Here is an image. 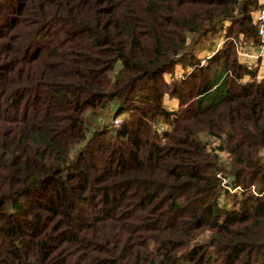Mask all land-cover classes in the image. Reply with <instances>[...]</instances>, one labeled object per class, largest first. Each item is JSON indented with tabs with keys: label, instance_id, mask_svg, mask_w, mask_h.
<instances>
[{
	"label": "trees",
	"instance_id": "16d2710c",
	"mask_svg": "<svg viewBox=\"0 0 264 264\" xmlns=\"http://www.w3.org/2000/svg\"><path fill=\"white\" fill-rule=\"evenodd\" d=\"M262 8L0 0V264H264V78L230 39L260 45ZM224 27L202 63L190 47Z\"/></svg>",
	"mask_w": 264,
	"mask_h": 264
},
{
	"label": "rangeland",
	"instance_id": "374dc122",
	"mask_svg": "<svg viewBox=\"0 0 264 264\" xmlns=\"http://www.w3.org/2000/svg\"><path fill=\"white\" fill-rule=\"evenodd\" d=\"M261 3H264V0H261ZM255 17L257 16V13L254 15ZM231 21H229L227 24V27L230 25ZM227 29L224 27L223 29L218 30L217 32H212L209 33L208 35H206L204 38H202L201 42H199L198 44H195L193 46L190 47V51H192L193 54L197 55L199 58L202 59V63L206 64L207 59H209L212 55H214L215 53V47L219 41V39H221L223 36L226 38V42L228 39L227 36ZM243 35H239L238 40L242 41L243 46L245 47V52L247 53H251L255 50V47H259L252 45L251 43L247 42L245 40V38H250L247 36H243ZM217 40L216 42L213 40ZM233 41L235 40L234 38H230ZM230 41V40H229ZM226 45V43H225ZM224 45V46H225ZM217 53V52H216ZM241 55H239L240 57ZM245 58V59H244ZM250 59L254 60L253 63H248L250 61ZM263 58H258V59H254V58H249V57H245V56H241L240 61L242 63H245L247 65L252 64L254 67H258L259 68V74H258V78L262 79L259 77V75H263L264 74V59ZM191 70V67H183L182 65H178L175 69V71L173 72H168L165 74V79L169 84V88L165 93V98H164V102H165V106L170 109V110H177L179 108L180 105V100L176 97H172L171 96V90L173 87V84L179 80L184 78V75L188 74ZM250 78L246 77L244 78L242 81L243 82H247ZM224 91L222 88H216L213 91L208 92L205 96H204V103L205 104H210L213 102H217L219 99H221L223 97ZM116 107L115 106H110L104 113L107 116H112L113 113L115 112ZM121 118V116H120ZM124 116H122V120H123ZM115 120V119H114ZM163 127L164 130L165 129H170L171 126L167 123L164 122H160L159 124L156 125V130L158 127ZM158 131V130H157ZM159 132V131H158ZM213 141H217L212 139L210 141L211 144H213ZM221 188H222V184H220ZM221 191V190H220ZM237 193V192H234ZM238 196H240L241 194L237 193ZM237 195L233 194V193H226V195L224 196V198L221 200L222 202H220L221 205H223V207H232L234 206V202H235V197Z\"/></svg>",
	"mask_w": 264,
	"mask_h": 264
},
{
	"label": "built area",
	"instance_id": "2783aa9c",
	"mask_svg": "<svg viewBox=\"0 0 264 264\" xmlns=\"http://www.w3.org/2000/svg\"><path fill=\"white\" fill-rule=\"evenodd\" d=\"M256 13H257V16L255 17V20H256V23L258 26V33H259L260 40H261L259 47H257V48L255 47L256 45H255L254 40L252 38H245V40L247 42L249 41L255 47V50L253 52L247 53V52H245V47L243 46L242 41H240L238 39H235L234 41L237 44L239 55L249 57V58H254V59H258V58L264 59V8L258 10ZM225 43H226V38L223 36L221 39H219L213 53L219 52L224 47ZM250 66H253V65L250 64ZM259 77L264 78V74L259 75ZM121 123H122V118L116 117L114 120V124L117 126V125H120ZM157 130L159 132H162L164 130V128L159 126L157 128ZM216 145H217V142L213 141V144H211L210 147L213 148ZM218 176L222 178L220 202H222L221 200L224 198L226 193L235 194L234 192H237V193L241 194L243 192L244 189L241 188L240 186L239 187H233L232 186V178L231 177L223 176V174L221 172L218 174ZM251 189H253L254 192L257 193L254 186H252Z\"/></svg>",
	"mask_w": 264,
	"mask_h": 264
},
{
	"label": "crops",
	"instance_id": "0c3cea01",
	"mask_svg": "<svg viewBox=\"0 0 264 264\" xmlns=\"http://www.w3.org/2000/svg\"><path fill=\"white\" fill-rule=\"evenodd\" d=\"M213 41L216 42L217 40L214 39ZM248 42H249V41H248ZM249 43H250V42H249ZM240 58H241V56H240ZM244 59H245V58H244ZM253 62H254V60L250 59V61H249L248 63H253Z\"/></svg>",
	"mask_w": 264,
	"mask_h": 264
}]
</instances>
